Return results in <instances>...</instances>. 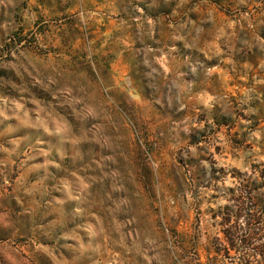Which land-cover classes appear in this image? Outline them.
Instances as JSON below:
<instances>
[{"label":"rangeland","instance_id":"obj_1","mask_svg":"<svg viewBox=\"0 0 264 264\" xmlns=\"http://www.w3.org/2000/svg\"><path fill=\"white\" fill-rule=\"evenodd\" d=\"M260 170L264 0H0V264H264Z\"/></svg>","mask_w":264,"mask_h":264},{"label":"trees","instance_id":"obj_2","mask_svg":"<svg viewBox=\"0 0 264 264\" xmlns=\"http://www.w3.org/2000/svg\"><path fill=\"white\" fill-rule=\"evenodd\" d=\"M256 171V170H255ZM262 175L264 176V170H260ZM245 209L244 207H242V205L240 203H238V209H237V213L240 214L241 212H243ZM264 213V210H262V213ZM246 216L248 218V225H249V228L252 227L253 223L254 222H259L260 225L257 226L256 228H252V231L249 232L248 235L244 236V237H241L239 238V241L243 244V245H246V246H250L251 244V240H252V237H257V235L260 233L259 231L262 229L263 227V222H261V216L259 215V213H257L256 211L253 210V208H250L248 210H246ZM231 221L229 219L226 218V221ZM228 239H229V249H236L237 248V241H238V235H236V231L234 230H229V233L227 235ZM255 248V254L258 256V255H264V247H260V249H256V247H253ZM251 254H249L250 256ZM253 255V254H252Z\"/></svg>","mask_w":264,"mask_h":264}]
</instances>
